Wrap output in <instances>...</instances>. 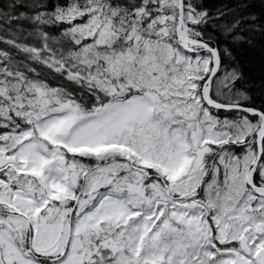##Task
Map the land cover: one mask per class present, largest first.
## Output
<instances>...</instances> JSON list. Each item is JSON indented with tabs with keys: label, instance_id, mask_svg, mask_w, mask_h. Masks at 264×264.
Masks as SVG:
<instances>
[{
	"label": "snow or ice",
	"instance_id": "snow-or-ice-1",
	"mask_svg": "<svg viewBox=\"0 0 264 264\" xmlns=\"http://www.w3.org/2000/svg\"><path fill=\"white\" fill-rule=\"evenodd\" d=\"M251 7L0 0V264H264Z\"/></svg>",
	"mask_w": 264,
	"mask_h": 264
},
{
	"label": "trees",
	"instance_id": "trees-1",
	"mask_svg": "<svg viewBox=\"0 0 264 264\" xmlns=\"http://www.w3.org/2000/svg\"><path fill=\"white\" fill-rule=\"evenodd\" d=\"M223 2L224 0H204L209 9L219 7ZM249 3L252 5L250 11L257 17L258 24L264 25V0H249ZM237 35L243 39L233 41L223 35L217 36L219 46L226 47L231 52V57H225L224 63L229 69H239L241 80L237 87L247 90L255 105H264V32L242 31Z\"/></svg>",
	"mask_w": 264,
	"mask_h": 264
}]
</instances>
